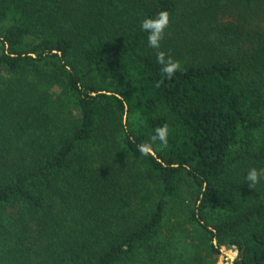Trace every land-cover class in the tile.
Here are the masks:
<instances>
[{
	"label": "trees",
	"instance_id": "1",
	"mask_svg": "<svg viewBox=\"0 0 264 264\" xmlns=\"http://www.w3.org/2000/svg\"><path fill=\"white\" fill-rule=\"evenodd\" d=\"M251 2L0 0L2 264H214L228 245L264 264V179H244L264 168ZM160 11L171 79L140 29Z\"/></svg>",
	"mask_w": 264,
	"mask_h": 264
},
{
	"label": "clouds",
	"instance_id": "2",
	"mask_svg": "<svg viewBox=\"0 0 264 264\" xmlns=\"http://www.w3.org/2000/svg\"><path fill=\"white\" fill-rule=\"evenodd\" d=\"M170 25V14L167 11H160L155 17H146L140 22V29L147 33V44L150 48L156 49V62L161 66L160 74L162 79H171L181 70L180 61L174 60L170 54L161 50V42L165 38L166 29ZM159 87V83L157 84ZM159 142L161 146H167L168 143V127H158L151 137V143ZM151 144L139 145L138 151L142 155L148 153ZM249 188L255 186L264 179V168H250L245 176Z\"/></svg>",
	"mask_w": 264,
	"mask_h": 264
},
{
	"label": "rangeland",
	"instance_id": "3",
	"mask_svg": "<svg viewBox=\"0 0 264 264\" xmlns=\"http://www.w3.org/2000/svg\"><path fill=\"white\" fill-rule=\"evenodd\" d=\"M261 2V0H252V6H253V12H256L257 14H255V15H251L250 17L248 16V18L246 19V17L244 18V20L243 21H246V22H250L252 25H254V27H257V26H261V27H263L264 28V23L262 22V20H263V18L260 20V17H263V15H264V12L262 11V9L260 8V5H259V3ZM186 10L187 8H186V3L185 4H183L182 6H181V8H180V10H179V14H178V17H176V19L173 21V24L172 25H174V29H176V27L178 26V25H183V23H184V20H181L180 18H181V14H180V12L182 13V11L183 10ZM246 16V15H245ZM226 18H230L229 16H226ZM231 19V18H230ZM237 19V18H236ZM248 20V21H247ZM171 29V28H170ZM169 29V30H170ZM180 29V28H179ZM172 30V29H171ZM193 36V35H192ZM181 37V36H180ZM177 38H178V36H177ZM33 55V54H32ZM127 119H128V115L125 117V122L127 123ZM137 121H138V119L137 118H135V117H133L132 118V123L135 125L136 123H137ZM133 125V126H134ZM109 216H112V215H109ZM172 220H175V218H173ZM187 227H188V225H187ZM189 228V227H188ZM164 230H167V229H164ZM165 235H167V232H165L160 238L161 239H163V241H166V240H169V239H167V238H165ZM214 243L217 245V242H216V240H214ZM229 246V245H228ZM232 246V249L236 252V254H235V256H234V259L236 260V258L238 257V250L236 249V247H238V246H236V245H231ZM226 247L227 246H222L221 248H220V254H219V256H218V259L214 262V264H219L221 261H224L225 262V264H230V262H227L226 260H225V257H224V250L226 249ZM148 256H147V254H145V250L144 251H142V252H140L139 253V256L137 257L136 256V258H135V263L136 262H139V260H140V262L142 261V260H145L146 258H147ZM146 261H148V259L146 260ZM3 262H0V264H2Z\"/></svg>",
	"mask_w": 264,
	"mask_h": 264
},
{
	"label": "water",
	"instance_id": "4",
	"mask_svg": "<svg viewBox=\"0 0 264 264\" xmlns=\"http://www.w3.org/2000/svg\"><path fill=\"white\" fill-rule=\"evenodd\" d=\"M151 153H153L152 151H150ZM227 248H231L232 249V246L231 245H229V246H227ZM236 249L237 250H239V248L238 247H236ZM234 261H235V259L234 258H232V260L230 261V264H233L234 263Z\"/></svg>",
	"mask_w": 264,
	"mask_h": 264
}]
</instances>
